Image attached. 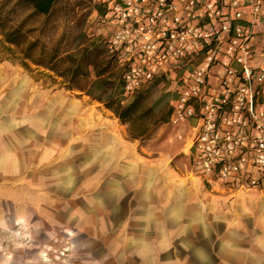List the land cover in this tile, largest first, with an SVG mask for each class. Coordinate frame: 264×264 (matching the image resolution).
I'll list each match as a JSON object with an SVG mask.
<instances>
[{
	"label": "crops",
	"instance_id": "0c3cea01",
	"mask_svg": "<svg viewBox=\"0 0 264 264\" xmlns=\"http://www.w3.org/2000/svg\"><path fill=\"white\" fill-rule=\"evenodd\" d=\"M256 31L261 52L264 16ZM7 62L0 228L30 230L34 259L56 237L50 225H60L69 259L83 264H264V185L202 176L192 148L197 119L172 120L144 140L89 95L37 94Z\"/></svg>",
	"mask_w": 264,
	"mask_h": 264
},
{
	"label": "built area",
	"instance_id": "2783aa9c",
	"mask_svg": "<svg viewBox=\"0 0 264 264\" xmlns=\"http://www.w3.org/2000/svg\"><path fill=\"white\" fill-rule=\"evenodd\" d=\"M264 0H109L108 52L124 96L178 73L172 120H198L192 148L204 177L264 185Z\"/></svg>",
	"mask_w": 264,
	"mask_h": 264
},
{
	"label": "rangeland",
	"instance_id": "374dc122",
	"mask_svg": "<svg viewBox=\"0 0 264 264\" xmlns=\"http://www.w3.org/2000/svg\"><path fill=\"white\" fill-rule=\"evenodd\" d=\"M105 1L58 0L50 14L41 15L16 0H0V19L5 29L22 26L27 32L28 41L37 43L33 57L44 63L52 61L54 68L50 69L32 60H27L29 68L23 67L18 59H22V49L26 44L19 48L6 42L2 28L0 60L8 58L6 67L15 69L17 77L32 81L37 94L38 91L43 94L47 89L52 92L59 90L68 95L85 94L95 104L98 105L99 101L106 107L105 101L110 98L120 99L123 105H127L136 95L142 93V118L133 124V128L146 129L147 134L143 139L150 140L158 128L166 127L168 122L174 124L171 117L178 94L179 75L175 70L165 76L159 75L142 87L135 96L126 98L122 82L123 63L118 58L111 57L106 50V42L113 28L104 20L99 7ZM91 135L93 134L88 132L86 136ZM7 184L11 187L13 183ZM21 185L27 187V184ZM51 226L56 228L53 230L56 237L46 242V245L39 246L37 259L30 253V230L20 228L18 232L22 234L17 236V231L13 228H0V259L10 257L7 264L14 263L12 260L16 258L17 264H83L76 259H69L72 245L69 241H60V225Z\"/></svg>",
	"mask_w": 264,
	"mask_h": 264
},
{
	"label": "trees",
	"instance_id": "16d2710c",
	"mask_svg": "<svg viewBox=\"0 0 264 264\" xmlns=\"http://www.w3.org/2000/svg\"><path fill=\"white\" fill-rule=\"evenodd\" d=\"M21 5L31 8L35 13L41 15H48L52 12L58 0H16ZM103 17L107 13L109 9V0L100 3L99 5ZM102 7V8H101ZM0 28L4 30V39L6 42L15 45L16 47L22 48L24 44H26L25 48H23V57L21 59V63L25 67H29V62L27 60H32L37 64H42L48 68H54L52 61L44 63L40 59H35L33 57V51L37 47L36 41H28L27 32L23 30L22 26H16L12 29H5V25L1 22L0 19ZM106 50L108 52L107 43ZM109 53V52H108ZM110 54V53H109ZM111 55V54H110ZM111 57L114 58L113 55ZM168 75L164 74L163 76ZM123 82V81H122ZM144 101V95L139 93L134 97V99L127 105H123L120 99L110 98L105 101L106 107L111 109L122 121V123L127 124L135 136H141L147 133L146 129L136 130L133 128V124L142 118V114H140V110L142 108Z\"/></svg>",
	"mask_w": 264,
	"mask_h": 264
},
{
	"label": "clouds",
	"instance_id": "9594fccd",
	"mask_svg": "<svg viewBox=\"0 0 264 264\" xmlns=\"http://www.w3.org/2000/svg\"><path fill=\"white\" fill-rule=\"evenodd\" d=\"M17 224H23L24 221L23 220H17L16 221ZM17 236L20 235L19 232L16 233ZM10 260V257L6 258V259H0V264H7V261Z\"/></svg>",
	"mask_w": 264,
	"mask_h": 264
}]
</instances>
